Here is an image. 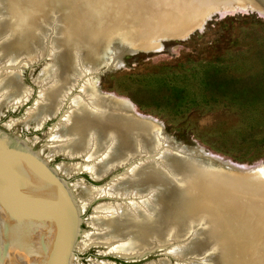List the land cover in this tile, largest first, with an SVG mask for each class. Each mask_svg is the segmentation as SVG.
Wrapping results in <instances>:
<instances>
[{"label":"bare ground","instance_id":"bare-ground-1","mask_svg":"<svg viewBox=\"0 0 264 264\" xmlns=\"http://www.w3.org/2000/svg\"><path fill=\"white\" fill-rule=\"evenodd\" d=\"M25 1L30 4L33 0ZM111 1H115L118 8L112 7ZM166 1L169 0H70L72 7H65L63 14L72 26L74 20L80 25L78 14L80 19H86L84 14L99 18L101 9H105L123 23L124 28H119H122L125 38L120 40L128 44L129 37L131 50H144L152 47L154 37L183 34L191 25L192 13L189 11L182 28L172 30V25L164 23L159 13L160 10L165 11ZM192 1L193 4L197 2L196 11L199 6L207 7L210 11L207 14H211L213 6L221 2L187 0L188 9ZM244 1L251 12L257 8L264 13V0ZM5 4L0 0V116L3 109H16L31 94L18 79V65H32L45 59L43 74L35 83L37 100L22 120L25 128H29L33 121L34 129L39 130L45 121L57 117L61 108L66 106L59 123L50 127L45 158L52 159L57 155L79 158L82 163L75 167L90 174L92 181H100L113 171L125 168L105 186L86 187L81 191L86 195V207L88 202L107 200L96 207L94 221L91 222L93 231L87 232V249L90 246L101 247L106 250L103 254L126 262L143 260L154 251L164 252L168 258L174 256L177 262L195 258L197 253L207 248H203V242L194 240V226L185 228L187 225L181 217L186 215L184 219L188 217L192 221L204 217L197 221V225L208 223L209 236L220 242L222 264H228L232 259L237 264H255L254 261L264 259V165L243 169L202 149L186 148L171 142L158 120L138 113L128 100L99 89L91 77L99 72L101 62L90 58L83 46L62 42L59 28L55 29V33H59L55 34L57 37L52 31L39 29L40 22L33 14L35 9L32 6H26V11H22L21 2L16 1V11L10 15ZM101 17L104 19L102 14ZM11 20H14V26ZM149 26L156 29L152 31ZM160 26L162 30H159ZM138 35L143 38L136 40ZM156 39L165 41L164 37ZM90 45L98 55L96 44L91 42ZM112 55L111 63L115 66V55L122 56L123 52L116 49ZM5 126L11 128L12 124ZM36 141L37 138L32 140ZM169 152L179 158L181 164L191 168L190 173L180 172L181 181H185L181 186L186 191L182 189L184 192L172 194L170 202L172 219L183 224V231L168 228L171 219L169 207L165 200L163 204L158 203L161 184L167 179L165 175L173 178L178 166ZM56 170L68 176L73 168L60 164ZM255 170L263 171L258 179H250V176L247 180L241 178L243 175L248 177ZM196 208L197 215L189 216L188 213ZM188 240L192 246L185 247L184 241ZM190 264L197 263L192 261Z\"/></svg>","mask_w":264,"mask_h":264},{"label":"rangeland","instance_id":"rangeland-1","mask_svg":"<svg viewBox=\"0 0 264 264\" xmlns=\"http://www.w3.org/2000/svg\"><path fill=\"white\" fill-rule=\"evenodd\" d=\"M4 1L10 15L16 11V1L21 2L22 11H26L24 7L32 6L35 9L33 14L40 22L39 29L52 31L55 35L59 34L58 31L55 33V29L59 28L62 42L75 47L83 46L90 58L101 62V69L91 77L99 89L128 100L138 113L158 120L162 124L164 135L171 142L186 148L202 149L205 153L223 158L224 162L229 161L243 169L264 165V13L256 7L257 11L251 12L252 9L248 8L244 0H221L213 6L211 14H207L210 12L207 7L199 6L196 11L197 2L193 4L192 1L188 9L187 0L166 1L165 11L160 10L159 13L164 23L172 25V30L182 28L189 11L192 13V19H189L191 25L183 34L156 36L164 37L165 41L154 37L152 47L133 51L130 49L132 43L129 37L128 44L120 40L125 38L121 27L119 30V26L124 28L123 23L105 9H101V14L106 21L100 13L99 18L84 14L87 22L85 18L80 19L78 14L80 25L74 20L71 26L63 14L65 7H72L70 0H33L30 4L25 0ZM114 2L111 1V6L118 8V4ZM128 15L134 17L131 13ZM12 21L14 20L10 23L13 25ZM66 25V29L63 28ZM154 28L155 26H149L152 31L156 29ZM158 28L162 30V26ZM72 33L75 34L74 37L71 36ZM141 38L143 37L138 35L136 40ZM91 42L96 44L98 55H95ZM116 49L122 51L123 55H115L119 65L113 66L112 54ZM45 63V59H42L32 65H18L21 67L16 68L18 79L31 94L16 109H3L0 116V128H6L9 133L29 140V144H33L32 148L40 151L42 156L48 143L50 127L59 123L60 115L65 109L63 106L61 113L45 121L39 130L34 129L33 121L29 128L24 126L22 120L37 100L38 87L35 83L43 74ZM8 123L12 124L11 128L5 126ZM35 138L38 141L32 142ZM168 154L176 159L174 160L178 162V166L175 167L173 178L165 175L167 179L161 184V200L158 203L163 204L162 201L165 200L169 207L171 219L168 228L183 231V224L172 219L170 202L174 196L172 194L186 191L181 186L185 181H181L180 172L183 170L190 173L191 168L181 164L179 158L171 152ZM81 161L79 158L57 155L50 159V164L55 167L63 164L73 168L68 176L59 174L82 192L86 187L105 186L113 176L125 170L124 167L119 168L100 181H92L88 176L90 174L75 167ZM189 182L194 184L191 179ZM106 201L97 199L87 203L88 233L93 231L91 222L94 221L96 207ZM188 214L197 215V208ZM184 216L186 215H182L181 219L187 225L185 228L194 226V240L203 242V248H207L204 252L197 253L195 258L177 262L174 256L168 258L163 255L164 252L154 251L143 260L126 262L103 254L106 250L101 247L90 246L87 249L88 264H190L192 261L197 264H222L220 242L209 236L208 223L197 225V221L189 220L188 217L184 219ZM191 240L184 241V246H192Z\"/></svg>","mask_w":264,"mask_h":264},{"label":"water","instance_id":"water-1","mask_svg":"<svg viewBox=\"0 0 264 264\" xmlns=\"http://www.w3.org/2000/svg\"><path fill=\"white\" fill-rule=\"evenodd\" d=\"M262 173L255 170L241 178L258 179ZM1 261L88 264L86 195L25 138L6 128H0ZM254 262L264 264V259ZM228 264L237 263L232 259Z\"/></svg>","mask_w":264,"mask_h":264}]
</instances>
